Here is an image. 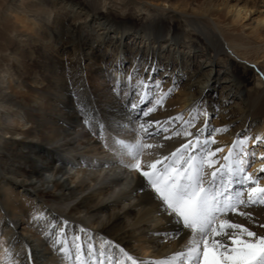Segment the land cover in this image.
<instances>
[{
	"label": "bare ground",
	"instance_id": "1",
	"mask_svg": "<svg viewBox=\"0 0 264 264\" xmlns=\"http://www.w3.org/2000/svg\"><path fill=\"white\" fill-rule=\"evenodd\" d=\"M254 14L259 19H252ZM117 60L127 63L114 68ZM137 60L141 74L147 64H156L164 70L157 78L165 71L172 74L164 88L173 79L177 86L163 107L129 122L125 96L113 91L114 85L125 93L128 88L112 77L126 81L125 73ZM261 73L264 0H0L1 261L6 264L8 249L20 253L12 257L16 264H24L29 254L31 264H73L72 242L77 234L76 243L85 253L90 243L97 254L116 259H122L113 249L117 243L144 261L150 255L152 261L169 260L175 251L183 250L187 237L174 235L176 226L140 191L137 173L126 175L128 146L121 148L120 141L126 142L121 136L129 135L133 144L150 138L146 145L154 150L148 161L141 160L142 165L168 156L186 138L173 135L171 128L146 138L140 136L139 125H146L142 130L146 133L150 120L163 123L178 114L187 120L196 115L197 102L203 100L208 115H201L190 130L207 120L201 140L211 135L216 144L210 147L224 150L218 156L227 153L233 140L248 136L247 172L264 185ZM84 94L95 109L88 116L78 103ZM212 110L217 112L215 123ZM3 116L11 117L16 126ZM86 125L104 138L102 146L88 131L75 136L76 128ZM256 136L261 139L253 144ZM100 146L108 148L105 160L83 157H90ZM69 159L100 174L75 180L67 169ZM108 188H113L110 203L104 202ZM121 204L129 206L122 210ZM37 211L46 218L40 228L30 223ZM76 213L85 216H73ZM253 215L264 222V206L253 209ZM5 217L13 224H4ZM234 222L259 230L243 217ZM61 227L65 235L60 238L67 240L71 256L53 249L52 241L41 234L43 229L55 238Z\"/></svg>",
	"mask_w": 264,
	"mask_h": 264
},
{
	"label": "snow or ice",
	"instance_id": "2",
	"mask_svg": "<svg viewBox=\"0 0 264 264\" xmlns=\"http://www.w3.org/2000/svg\"><path fill=\"white\" fill-rule=\"evenodd\" d=\"M120 63L127 62L114 61L113 67ZM160 71L164 70L149 63L141 74L137 60L125 73L126 81L112 77L114 81L128 88L125 93L122 87L114 85L113 91L118 96H125L123 107L125 114L129 116V122L147 118L159 107H163L165 100L177 86L173 79L171 86L165 89V81L172 79V74L165 71L163 77L157 78ZM108 74L112 76L111 72ZM261 75L264 76V73ZM78 103L84 116H88L89 111L95 112L86 94L80 97ZM201 108L203 112L200 111ZM194 111L196 115H190L187 120L178 114L168 117L163 123L159 120L147 122V129L150 131L146 134L149 136L168 133L171 128L173 135L186 138L168 156L142 165L138 158L141 155L140 150L151 146L141 144L138 139L127 148L132 158L127 167L137 173L141 182L140 191L146 192L157 208L176 226L174 235L187 237L183 250L175 251L169 260L144 261L129 255L117 243L113 245V249L118 250L122 259H116L112 256L106 257L103 252L97 254L90 243L85 253L82 245L76 243L80 240L77 234L72 242L75 251L73 264H264V222H259L253 215V209L264 206V185H261L257 175L246 170L250 155L249 137L233 140L227 153L218 156L224 150L218 146L210 147L216 144L211 135L201 140L202 132L207 131V120L203 121L202 127L195 131L190 130L194 127L193 122L201 115H208L206 102H197ZM84 122L87 124L89 120L84 119ZM139 129L145 130L146 125L141 123ZM223 130L226 131V128ZM214 131L221 132L222 129L215 128ZM168 138L165 136V139ZM260 139V136H256L252 143L255 144ZM260 171L264 172V166ZM236 217H243L259 230H253L241 222H234ZM45 219L44 213L37 211L31 216L30 223L40 228ZM3 223L13 224L7 217ZM63 223L66 226L68 222ZM41 234L46 241H52L51 247L60 254L72 255L67 240L60 238L65 235L63 227L56 233L55 238L43 229ZM10 239L13 243L16 242L13 237ZM5 251L8 253L6 264H16L12 257L20 253L9 252L8 249ZM24 264H31L30 254L25 258Z\"/></svg>",
	"mask_w": 264,
	"mask_h": 264
},
{
	"label": "rangeland",
	"instance_id": "3",
	"mask_svg": "<svg viewBox=\"0 0 264 264\" xmlns=\"http://www.w3.org/2000/svg\"><path fill=\"white\" fill-rule=\"evenodd\" d=\"M252 19H255V20H257V19H259V16H257V14H254L253 16H252ZM2 118V120H6L7 121V123L10 125V123H11V125L12 126H16V122H13L12 121V118L10 117H5V116H3V117H1ZM210 118H211V120L213 119V121L212 122H214L215 123V120H216V118H217V112L216 113H214V110H212L211 111V113H210ZM9 119V120H8ZM10 123H9V122ZM79 129V130H78ZM126 130V129H125ZM76 131L77 132H75V136H76V133H77V136H80L81 134H83V133H86L87 131V133H89L90 134V136L93 138V140L94 141H100V145L102 146L104 143H105V140H104V138H101V136L99 137V136H97L96 134H95V132L93 131V127L92 126H88V125H86V126H84V127H77L76 128ZM138 132H140V136H143V137H146L147 138V135H146V133L144 132V131H142V130H140V129H138ZM76 136V137H77ZM130 136L133 138V136L134 135H132V134H130ZM127 137H129V135H124V136H121V139H123V140H126V142L125 141H120V142H122V146H121V148L122 147H124L123 149H126L127 148V146H129V145H134L133 143H130L131 142V140L129 141V139L127 138ZM14 138H16V139H19L18 137H14ZM150 139V138H149ZM149 139H145L144 141L145 142H143L142 144H144V145H146V143H148V142H146L147 140H149ZM154 140V139H153ZM153 140H150V141H152L153 142ZM99 147L98 149H94L93 151H92V153H91V156L90 157H86V156H83L87 161L88 160H105L107 157H109V152L107 151L108 150V148L107 147ZM75 147H77V148H79V147H81V146H79V145H77V146H75ZM154 150V147L153 146H151V147H144V148H142L140 151H141V155L138 157L140 160H142L143 162H145V161H148L149 160V155H150V152L151 151H153ZM125 160L127 161V163L129 164L130 162H132V158H131V156L130 155H128L127 154V156H125ZM142 162V163H143ZM249 166L250 165H248L247 167H246V170H248L249 169ZM127 168V169H126ZM67 169H68V171H70L73 175H75V180H80V179H82V178H85V177H88V176H98L99 174H100V172L98 173V171L96 172L95 170H94V168H92V166H86V167H84V168H80V167H78V162L77 161H75V160H71V159H69L68 161H67ZM123 169H126L125 171H126V175L127 174H131V173H134L135 171L134 170H132V169H130L129 167H127V165H125L124 167H123ZM124 171V170H123ZM45 180H49V177H47L46 176V179ZM44 180V181H45ZM41 186V184L40 183H37V187H40ZM45 186H47V183H45ZM42 187V186H41ZM113 190V188L112 189H110V188H108L107 189V197H105L104 198V202H106V203H110L111 201H112V198L113 197H111L110 196V194H111V191ZM109 193V194H108ZM129 205H126V204H121L120 205V208H122V210H124L125 208H127ZM73 216H75V217H84L85 216V213H76V214H74ZM93 220H95L94 218H92ZM98 225V223L96 222L95 224H93V225H91V226H97ZM97 244H98V241H97ZM167 254H169V253H167ZM152 257H151V255H150V257H149V259L148 260H152L151 259ZM147 260V261H148ZM0 264H4L2 261H1V258H0Z\"/></svg>",
	"mask_w": 264,
	"mask_h": 264
}]
</instances>
